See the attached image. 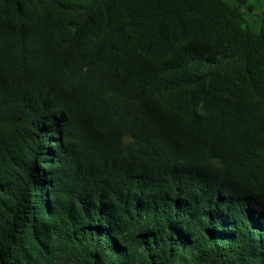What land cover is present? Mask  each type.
<instances>
[{
	"label": "trees",
	"instance_id": "obj_1",
	"mask_svg": "<svg viewBox=\"0 0 264 264\" xmlns=\"http://www.w3.org/2000/svg\"><path fill=\"white\" fill-rule=\"evenodd\" d=\"M0 264H264V0H0Z\"/></svg>",
	"mask_w": 264,
	"mask_h": 264
}]
</instances>
